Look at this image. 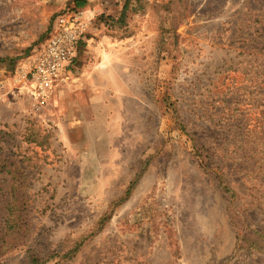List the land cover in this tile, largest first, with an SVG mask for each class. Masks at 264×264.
<instances>
[{"label":"rangeland","instance_id":"374dc122","mask_svg":"<svg viewBox=\"0 0 264 264\" xmlns=\"http://www.w3.org/2000/svg\"><path fill=\"white\" fill-rule=\"evenodd\" d=\"M74 6L0 0V157L25 170L31 247L82 243L47 264H264L238 238L264 229V0H90L82 40L109 69L82 92L84 47L42 102L22 61Z\"/></svg>","mask_w":264,"mask_h":264},{"label":"trees","instance_id":"16d2710c","mask_svg":"<svg viewBox=\"0 0 264 264\" xmlns=\"http://www.w3.org/2000/svg\"><path fill=\"white\" fill-rule=\"evenodd\" d=\"M74 5L75 10L86 9L90 5V0H74ZM84 47L85 42L81 40L78 43L76 59L79 57L83 50L82 48ZM1 60L4 62V60L8 59L1 58ZM11 61L13 60L11 59ZM196 147L199 149L197 152L200 155H205L207 159L210 158V150H207L204 145ZM2 159L3 158L1 156L0 176L6 174L11 178V180L8 182V187L5 193L7 199L4 206V213L2 214L0 221V254H5L20 247L28 246L27 264H47L55 258H66L71 260L75 252H77L81 247L82 243H78L72 250L66 247H59L55 252L48 255H43L42 253L36 251L35 248L31 247L29 240L32 235V223L29 218L30 198L27 195L29 184L27 183V178L25 177V170L18 165V163H15V161L9 162L8 159L2 161ZM220 172L221 174L218 175L222 192L228 197L234 198L235 193H233V190L229 186L224 173L222 171ZM245 225L246 224L243 222V226ZM253 230L254 231L250 233H246L247 231L244 230H239V241L244 242L251 240L253 248L264 252V229ZM253 232L256 233L252 234Z\"/></svg>","mask_w":264,"mask_h":264},{"label":"built area","instance_id":"2783aa9c","mask_svg":"<svg viewBox=\"0 0 264 264\" xmlns=\"http://www.w3.org/2000/svg\"><path fill=\"white\" fill-rule=\"evenodd\" d=\"M84 9L61 14L44 43L38 47L30 61L22 68L24 82L33 86V94L44 102L60 83L66 81L77 56L78 43L89 26ZM5 81L0 78V89Z\"/></svg>","mask_w":264,"mask_h":264},{"label":"crops","instance_id":"0c3cea01","mask_svg":"<svg viewBox=\"0 0 264 264\" xmlns=\"http://www.w3.org/2000/svg\"><path fill=\"white\" fill-rule=\"evenodd\" d=\"M90 33H91V28H90ZM97 40L94 39V37H91V38L88 37L87 40L84 41L86 45L85 46L86 47V50H85L86 57L84 55L85 58L83 57L84 61L82 63L81 70H83L82 72L83 77L85 76V73L87 72L86 73L87 77L80 78L78 82L80 83L79 85H81L83 89L82 92H84V88L94 87L96 85L97 82L94 80V78L95 76H97V72L103 73L109 69V63H108L109 52H107L106 49L103 50L101 46L97 44V42L96 43L94 42ZM32 55L29 57V59L22 61L23 62L22 64H24L25 62L27 64L30 61Z\"/></svg>","mask_w":264,"mask_h":264}]
</instances>
